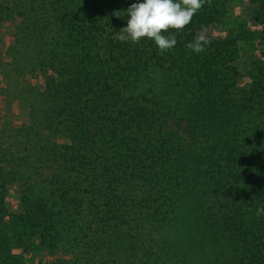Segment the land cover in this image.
Masks as SVG:
<instances>
[{"label": "trees", "instance_id": "1", "mask_svg": "<svg viewBox=\"0 0 264 264\" xmlns=\"http://www.w3.org/2000/svg\"><path fill=\"white\" fill-rule=\"evenodd\" d=\"M245 1L197 54L235 0L163 53L115 38L137 0H0V100L27 104L0 112V264H264V0Z\"/></svg>", "mask_w": 264, "mask_h": 264}, {"label": "clouds", "instance_id": "2", "mask_svg": "<svg viewBox=\"0 0 264 264\" xmlns=\"http://www.w3.org/2000/svg\"><path fill=\"white\" fill-rule=\"evenodd\" d=\"M206 0H137L126 9L129 18L126 27H122L116 39L134 44L142 39L153 40L161 53L175 47V35H166L172 30L182 31L192 22L193 17L203 8ZM120 17L118 11L115 12ZM210 43L206 35L200 32L188 49L199 54ZM257 216H264V207L257 208Z\"/></svg>", "mask_w": 264, "mask_h": 264}, {"label": "rangeland", "instance_id": "3", "mask_svg": "<svg viewBox=\"0 0 264 264\" xmlns=\"http://www.w3.org/2000/svg\"><path fill=\"white\" fill-rule=\"evenodd\" d=\"M252 14V7L249 6L245 0H235V4L231 14L228 13V17L225 18L222 24L220 25H210L204 27L200 30L203 32L206 37H223L228 33V27L232 22L233 18L241 19V20H250ZM11 30V26L1 27V33L4 40L8 39L9 33ZM250 50L245 49V47L241 46L240 49V58L238 59V64L242 66L244 62H246L250 57ZM242 70V69H241ZM1 73H0V83H1ZM40 85V83H38ZM0 112L4 119H8L13 121L14 124H22L26 121L27 117V104L25 102H17L8 103L5 98L0 100ZM18 193L16 188L11 185L8 188V194L6 198V205L8 207L9 212L17 213L20 211ZM62 256V252L57 251L54 255L48 256L47 254L38 255L35 258L33 256L23 255V260L25 264H42L40 263V258L42 261L52 260ZM63 257V256H62ZM39 259V261H38Z\"/></svg>", "mask_w": 264, "mask_h": 264}]
</instances>
